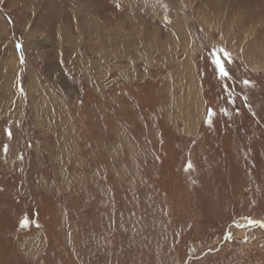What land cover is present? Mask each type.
Masks as SVG:
<instances>
[{"label":"rangeland","instance_id":"obj_1","mask_svg":"<svg viewBox=\"0 0 264 264\" xmlns=\"http://www.w3.org/2000/svg\"><path fill=\"white\" fill-rule=\"evenodd\" d=\"M0 264H264V0H0Z\"/></svg>","mask_w":264,"mask_h":264},{"label":"bare ground","instance_id":"obj_2","mask_svg":"<svg viewBox=\"0 0 264 264\" xmlns=\"http://www.w3.org/2000/svg\"><path fill=\"white\" fill-rule=\"evenodd\" d=\"M201 8V7H200ZM183 19L185 20V22H188V18L185 16V15H183ZM147 35V34H146ZM148 36V35H147ZM146 36V37H147ZM150 40H154V37H150L149 38ZM164 45V44H163ZM217 61H219V63L221 64V65H223V62H222V56L220 55V53H219V50L218 51H215L214 53H213V57H212V65L214 66V69L216 70V72L217 73H219L220 74V70H219V68L217 67ZM182 66H186V65H182ZM184 72H186L187 73V71L186 70H184ZM183 72V73H184ZM192 80V79H191ZM191 80H189V84L192 82ZM194 97H196V95L194 96ZM188 103V102H187ZM189 104V103H188ZM191 105V104H190Z\"/></svg>","mask_w":264,"mask_h":264},{"label":"snow or ice","instance_id":"obj_3","mask_svg":"<svg viewBox=\"0 0 264 264\" xmlns=\"http://www.w3.org/2000/svg\"><path fill=\"white\" fill-rule=\"evenodd\" d=\"M217 67H218L219 70H220V74H221V76L227 77L228 72H227V70L225 69V67L219 63V61H217Z\"/></svg>","mask_w":264,"mask_h":264}]
</instances>
